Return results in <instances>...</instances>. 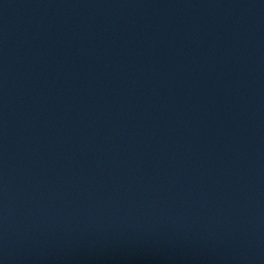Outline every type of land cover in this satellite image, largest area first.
I'll list each match as a JSON object with an SVG mask.
<instances>
[{
	"label": "water",
	"instance_id": "1",
	"mask_svg": "<svg viewBox=\"0 0 264 264\" xmlns=\"http://www.w3.org/2000/svg\"><path fill=\"white\" fill-rule=\"evenodd\" d=\"M0 264H264V0H0Z\"/></svg>",
	"mask_w": 264,
	"mask_h": 264
}]
</instances>
